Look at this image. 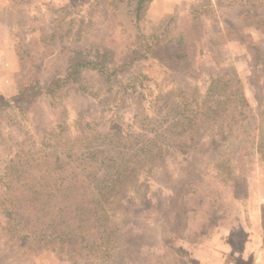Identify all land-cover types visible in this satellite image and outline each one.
<instances>
[{
    "label": "trees",
    "instance_id": "16d2710c",
    "mask_svg": "<svg viewBox=\"0 0 264 264\" xmlns=\"http://www.w3.org/2000/svg\"><path fill=\"white\" fill-rule=\"evenodd\" d=\"M152 1L0 0V48L18 51L16 96L0 95V116H30L33 131L0 142V264L31 252L62 264H195L181 242L196 243L248 196V157L264 144L215 48L235 38L261 62L251 86L264 105V43L233 23L264 29V0H197L145 36ZM119 10L137 44L120 34ZM151 61L161 78L145 71ZM207 131L217 136L204 142ZM190 212L204 222L188 229ZM242 222L230 226L238 252Z\"/></svg>",
    "mask_w": 264,
    "mask_h": 264
},
{
    "label": "rangeland",
    "instance_id": "374dc122",
    "mask_svg": "<svg viewBox=\"0 0 264 264\" xmlns=\"http://www.w3.org/2000/svg\"><path fill=\"white\" fill-rule=\"evenodd\" d=\"M196 1L153 0L148 9L146 21L142 25V33L145 36L151 35L160 29L168 16H181ZM45 14L47 15L48 12ZM116 15L120 34L128 41L136 43V34L131 27L129 14L124 10H119L116 12ZM233 23L235 24L237 33L243 39L251 40L257 44L258 42L264 43V29L253 30L249 27L252 24L246 23L243 19H234ZM215 50L216 55L222 57L228 77L234 81L239 80L243 95L252 110V118L247 123V127L254 134L255 142L264 144V105L262 102L258 103L256 101L255 93L251 86L254 70L256 67L261 66V62L255 59L245 45L239 43L235 38L228 40L226 44L215 48ZM17 52L12 47L0 48V95L10 102L16 96L13 80L15 71L17 70ZM145 71L152 72L160 78L162 76L161 67L155 61L148 62ZM94 83H92L94 89H100V92H105V87H101L102 85L99 83ZM63 103L67 106L68 110V126L73 130L76 121V104L69 97L64 99ZM42 106L45 108V103ZM46 112L49 113V111ZM49 120L54 122L53 117H49ZM31 124L30 116L20 115L14 110L4 112L0 116V142L4 139L23 140V131H29L33 134ZM204 134V142H207L212 135L217 136L215 131H207ZM230 146V143H226L223 146L221 151L222 157L230 154ZM256 150L258 149L255 148L254 153L248 157L249 170L247 172V180L249 182V195L246 198L238 200L235 204L231 203L232 216L220 222L218 226L211 228L208 234L200 238L196 243L191 244L188 240L181 242L182 247L187 252L192 253V261L195 264H220L221 260H226L225 264H244L242 257L246 252L244 250H246L247 246L248 233L250 237L248 242L256 244L253 246V249L256 250V246H259L262 236H264V148L259 149L260 153ZM1 155L2 153L0 152ZM224 201L229 203L228 199H224ZM248 213L252 218L251 222L248 221ZM234 217H239V220L243 221L242 226L244 227V235L246 236L241 237L242 235L239 233L236 239L239 248H243V252L241 253L237 251L236 246L234 247L232 234L230 233V226H234ZM204 220L205 215L202 212H190L188 229L203 223ZM226 245L230 249L227 252L224 251V246ZM224 253L226 256L223 255ZM221 254L223 255L222 258H220ZM260 258L261 261L264 260V252L261 253ZM18 264L62 263L58 262L48 252L40 255L37 252H31L26 258L20 260Z\"/></svg>",
    "mask_w": 264,
    "mask_h": 264
},
{
    "label": "crops",
    "instance_id": "0c3cea01",
    "mask_svg": "<svg viewBox=\"0 0 264 264\" xmlns=\"http://www.w3.org/2000/svg\"><path fill=\"white\" fill-rule=\"evenodd\" d=\"M248 195H249V191H248ZM247 218H248L249 222L252 221V218L249 216V213H248V217ZM226 234H228V233H226ZM249 239H250V237H249V233H248L247 240L249 241ZM248 241L246 242V245H247L246 246V250H244L246 252L243 254L244 256L242 257L243 263L244 264H264V260L261 261V258H260L261 253L264 252V236H262V239L260 241L259 246H256V250L253 249V246H255L256 244H254L253 242H248ZM228 247H229L228 245L224 246V251L225 252L230 250ZM241 252H243V248H241ZM223 255L226 256L225 253ZM223 255L221 254L220 258H222ZM249 255L253 256V258L252 257L249 258L250 257ZM225 261L221 260L220 264H225Z\"/></svg>",
    "mask_w": 264,
    "mask_h": 264
}]
</instances>
